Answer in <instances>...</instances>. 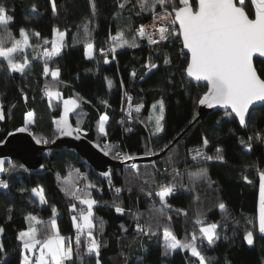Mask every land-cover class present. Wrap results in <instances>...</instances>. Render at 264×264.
<instances>
[{
    "label": "trees",
    "instance_id": "1",
    "mask_svg": "<svg viewBox=\"0 0 264 264\" xmlns=\"http://www.w3.org/2000/svg\"><path fill=\"white\" fill-rule=\"evenodd\" d=\"M122 2L124 0H95L96 15L93 17L90 0H56V12L52 11L51 0H4L15 9L12 13L15 20L7 28L12 37L22 40L19 35L22 27L30 31L32 47L25 49L24 55L32 63L24 74L11 73L6 67L7 61L0 58V104L4 113V119L0 121V143L10 133L26 127L38 140L50 141L43 143L49 147L58 137L55 121L60 119L61 103L66 99H76L80 109L73 115L72 123L85 129L87 135L83 136L90 141L101 146L106 143L112 145L108 154L112 159L116 152L144 157L150 151L159 152L160 158L155 160V166L138 163V169L128 164H116L111 168L109 179L101 178L78 154L63 149L46 151L41 172L25 170L19 161H13L11 165L16 168L6 172L1 179L7 180L9 187L0 188V225L5 228L0 237L5 245L0 261L22 264L23 250L17 237L20 231L29 227L30 222L25 215L31 212L45 222L43 225L32 222L38 230L37 238L43 239L51 227L47 222L53 218V207L57 210L55 219L61 235L72 237L75 248L76 230L71 220L75 213L70 212V205L76 203L78 210L86 207L66 195L63 188L84 190L91 183L97 186L90 189L92 196L99 201L94 207L93 233L106 245L100 250L101 264H198L197 258L184 249L169 251L166 255L163 229L171 228L177 238L183 240L193 232L199 235L200 227L209 223H216L220 234L215 246L208 247L205 243L202 248L210 264H264V234L258 232L257 172V168L264 170V140L256 139L258 132L264 137V106L255 108L253 121L247 128L241 127L235 117L222 112L210 113L205 121L197 117L195 122L189 123L198 112L197 99L207 86L187 79L184 69L189 56L182 51L180 39L172 37L159 46H147L145 40L138 37L140 47L117 48L115 53L110 52L112 35L129 27L138 29L151 20L150 12L136 15L140 11L138 0H131L119 9ZM32 5L36 6L35 12L31 10ZM251 11L254 14L252 5ZM117 12L120 13L118 19L115 18ZM84 25H87L95 43L91 59L86 55V43L82 40ZM56 27L68 31L61 55L49 61L51 68L58 66L61 69L60 77L54 80L50 74L44 76L42 71L47 59L43 52L46 48L51 50ZM32 32H39L40 36L36 37ZM78 34L81 39L74 42ZM0 36L6 37L3 27H0ZM11 44L12 40H7L5 46ZM101 48L105 51L101 52ZM16 57L17 62H22L21 53L18 52ZM149 58L159 67L144 75L148 71L144 65ZM105 59L110 62L104 63ZM165 59L170 63L163 64ZM133 71L135 77L131 75ZM142 75L144 79H141ZM109 80L113 82L111 88ZM46 85L53 91H59L61 99H50L43 94ZM123 92L144 106L131 123H121ZM161 98L166 108L165 130L154 135V121L149 117L153 113L152 105ZM102 100H106L107 105L101 104ZM29 111L34 113L31 124L28 123ZM105 112L110 117L106 125L107 137L97 130L99 118ZM205 136L209 141L206 147L203 145ZM249 136L253 137L249 142L251 151L246 144L240 143L241 139L247 141ZM161 148L164 151H160ZM217 148L223 150L226 162L215 159L194 162L191 158L197 151L214 157ZM169 156L180 170L178 180L187 187L168 198L172 207H165L161 214L159 198H148L140 189H154L155 185H146L143 181L153 174L159 180L164 167L171 172ZM253 165L255 167H251ZM201 169H207L208 179H190L191 173ZM242 176H248L253 183L248 184ZM39 186L45 190L47 202L43 204L31 192ZM117 187L123 189L119 194L115 192ZM21 188L26 191L21 192ZM128 188L133 190L131 194ZM196 196H199L198 201ZM114 202L126 209L124 214L115 211ZM220 202L226 205L223 211L217 206ZM198 212L206 214L199 217L203 225L197 223ZM137 223L146 230L150 226L157 234L146 236L138 232ZM121 225L127 229L126 232ZM248 230L254 231L253 245H248L245 239ZM80 253L82 260L73 255L74 264H96L95 255L86 253L83 240Z\"/></svg>",
    "mask_w": 264,
    "mask_h": 264
},
{
    "label": "snow or ice",
    "instance_id": "2",
    "mask_svg": "<svg viewBox=\"0 0 264 264\" xmlns=\"http://www.w3.org/2000/svg\"><path fill=\"white\" fill-rule=\"evenodd\" d=\"M127 3H131V0H124V2L119 3V9H123ZM90 4L92 16L94 17L96 15L95 0H90ZM138 4L140 11L136 15L139 16L145 11L150 12L152 14L150 23L147 25L141 24L135 30L130 27L126 30H119L116 36L112 37L113 42L109 49L110 52L115 53L117 48L140 47V44L137 43L138 37L141 39L146 38L150 44L157 46L161 45L162 42L169 41L172 37L180 39L182 51L186 49L187 54H190L186 60V68L184 69L186 75L194 78L196 81H205L207 83V90L202 96L198 97L197 104L208 108L219 105L225 109H230L231 111L227 112L226 115L232 116L234 114L241 127L247 128L250 126L257 102H259L260 106H264V0H250V3H246V0H198V2L196 0H138ZM251 5L255 6L254 14L251 11ZM51 7L53 12L57 11L56 0H51ZM31 10L35 12L36 6L32 5ZM14 11V7L4 3V0H0V27H3L6 33V37L0 36V58L7 61L6 67L11 73L24 74L26 68H29L32 63L29 57L24 55L25 49L32 47L29 43L30 31L28 28L22 27L19 29V35L23 39L16 40L12 37L11 32L7 28L15 20L12 14ZM119 15L120 13L117 12L115 18L118 19ZM148 29L152 30L149 31ZM54 31L57 33V36L52 42L51 50L46 48L43 52L44 57L47 59L43 64L42 74L44 76L50 74L55 80L60 77L61 69L58 66L51 68L49 61L61 55L63 48L66 46L65 40L68 30L61 31L59 27H56ZM83 31L82 40L86 43L88 57L91 59L95 43L91 38V32L87 25H84ZM31 34L36 37L40 36L39 32H32ZM80 39L78 34L77 37H74V42H78ZM7 40H12L11 46H5ZM45 43H48V41L45 40ZM100 51L104 52L105 50L101 48ZM18 52L21 53L20 59L22 62H17L16 54ZM257 60L259 62H256ZM109 62L107 59L104 60V63ZM169 63L170 60H163V64L167 65ZM144 67L148 70L144 75H147L148 72L157 69L159 65L149 58ZM131 75L135 77L136 73L133 71ZM144 75L141 76V79H144ZM112 83L111 80L108 81L110 88ZM121 84H123L122 80ZM45 91L50 99L53 97L58 100L61 99L62 94L59 91L51 90L47 85ZM24 98L27 100V96ZM128 100L130 102L131 97H128ZM100 103L107 105L108 102L102 100ZM157 104L152 105L153 113L149 117L150 121H154L152 125L154 135L164 132L166 124L165 102L161 98ZM79 107L80 104L76 99L63 100L64 115L61 119L55 121L56 130L60 136H75L79 139L81 135H87L85 129L79 126L73 127L69 122L70 112L75 111ZM142 107V104L137 105V111ZM128 115L131 118L132 113L129 112ZM27 116L28 123H33L34 113L29 111ZM198 116L199 113H195L189 123L195 122ZM3 119V105L0 104V120ZM109 120L110 117L107 112L103 113L99 118L97 130L103 137L108 136L106 125ZM121 123H124V121H121ZM26 130L25 127L18 129L20 132ZM252 139L253 137L249 136L247 141L241 139L240 143L246 144L248 150L251 151V143L249 142ZM256 139L264 140V137L258 132ZM36 142L49 143L50 141L37 140ZM208 143L209 141L205 136L203 138V145L206 147ZM97 147L101 148L105 155H108L112 145L106 143L101 146L98 144ZM164 148H167V145ZM164 148H161L160 151H164ZM216 152L217 154L213 157L197 151L191 158L194 162L198 159L204 161L215 159L220 162H226L223 150L217 148ZM147 154L158 156L159 152L150 151ZM113 159L135 161L137 157L127 153L116 152ZM168 163L172 165L171 172L166 168L163 172H160L159 180L153 174L150 179L143 181L146 185H155L154 189L150 188L147 191L143 187L140 189L148 198H152L153 196L159 198L162 205L159 209L161 214H163L165 207H172L168 202V198L173 197L179 189L187 187V185L178 180L181 177V173L175 167L171 156L168 157ZM131 167L138 169L139 165L132 163ZM15 168V165H11L10 169H6L5 161L0 160V173L9 172ZM21 168H23V165H21ZM257 172L259 175L258 232L264 234V170L257 168ZM103 175L111 177L110 172H105ZM192 178L208 179L207 169L191 173L190 179ZM242 179L248 184L253 183L248 176H242ZM109 186H112L111 180ZM8 187L9 183L7 180H0V188L7 189ZM96 187L95 184L89 183L85 186L84 190L63 188L66 195L79 201L80 205L86 206V209L78 210L76 203L70 205V212L75 213L71 216L76 230L75 248L73 247L72 237H65L60 233L57 220L55 219V215L57 214L55 207H53V218L47 222L51 226L50 230H47L43 239L37 238L38 230L32 222L41 225L45 224V222L41 221L38 216L33 215L31 212L25 215V219L30 222L29 227L26 231H20L17 237L21 242V248L24 252L22 264H74V254L82 260L80 253L82 240L86 242V253L88 255L94 254L96 264H101L99 259L100 250L106 245L93 233V229L95 228L94 207L99 201L92 196V192L90 191V189H96ZM20 191L23 192L26 189L21 188ZM122 191V188H115V192L118 194ZM127 191L131 194L133 190L128 188ZM31 192L39 198L41 204L47 202L43 186L33 188ZM195 199L198 201L199 196H196ZM217 206L222 211L226 208L223 202L218 203ZM114 207L117 213L124 214L126 211L120 204L115 202ZM8 211L10 213L11 208ZM184 214L187 215L186 212ZM204 215L206 214L197 213L198 224L203 225V220L199 219V217ZM139 218L138 214L137 220ZM9 219H11L10 215ZM168 219L170 220L171 217L169 216ZM218 227L216 223L206 224L200 227L199 235L193 232L190 236L186 235L183 240L178 239L171 228L164 227L165 254L167 255L169 251H175L176 249H184L189 251L192 257L197 258L198 264H210V259L205 257L202 248L205 243L208 247L216 245L220 239V234L217 231ZM121 228L125 232L127 231L123 225H121ZM136 230L146 236L157 234L150 226L146 230L140 223L136 224ZM4 232L5 228L3 225H0V237L3 236ZM245 239L248 245H253L255 240L254 231H246ZM38 245L40 246L39 249H37ZM4 248L3 240L0 239V254L4 253ZM0 264H4V261H0Z\"/></svg>",
    "mask_w": 264,
    "mask_h": 264
},
{
    "label": "water",
    "instance_id": "3",
    "mask_svg": "<svg viewBox=\"0 0 264 264\" xmlns=\"http://www.w3.org/2000/svg\"><path fill=\"white\" fill-rule=\"evenodd\" d=\"M247 1L250 0H246V2ZM196 2H198V0H196ZM252 6L255 10V6ZM184 52L187 54L186 49H184ZM187 55L190 56V54ZM186 77L190 82L196 84H205L207 86V83L205 81H196L194 80V78H190L187 75ZM258 106H260L259 102H257V106H255V108ZM79 109L80 107L75 109V111L70 112L69 114V122L72 124L73 127L75 126L72 123V117ZM230 111V109H225L219 105L214 106L212 108L198 105V118L205 121L210 113H227ZM63 115L64 112L62 102L60 119L63 117ZM232 116L234 117V114ZM10 134L11 135H8L6 139L2 143H0V160L5 161L6 169L7 166L13 163V161H19L26 170L32 172H41L44 170L43 160L45 153L48 149H63L78 154L85 161H87L89 165L93 168V170L103 179H109V177L103 175V173L110 172L111 168L116 164H122L112 159L109 155H105L104 151H102L101 148L97 147L98 144L90 141L83 135H81V137L77 139L75 136H60L58 134L56 141L48 147L43 143H37L36 141L38 139L33 136L29 129L24 132L16 130ZM158 158H160V156H156L153 158L150 156H144L137 158L134 162L137 164L150 163L152 160H156ZM41 165H43V167H41ZM5 174L6 172L0 173V180L4 178Z\"/></svg>",
    "mask_w": 264,
    "mask_h": 264
},
{
    "label": "built area",
    "instance_id": "4",
    "mask_svg": "<svg viewBox=\"0 0 264 264\" xmlns=\"http://www.w3.org/2000/svg\"><path fill=\"white\" fill-rule=\"evenodd\" d=\"M150 23V21H148L147 23H145L146 25L147 24H149ZM159 26V25H158ZM149 31H151L152 29H148ZM114 36H116V34L115 35H113L112 37H114ZM112 37L110 38V47H111V44H112ZM174 38H176V37H174ZM144 40H145V42H146V45L147 46H153L152 44H150L148 41H147V39L146 38H144ZM163 43V42H162ZM124 94H123V105H122V107H121V110H120V113H121V121H124V123H131L133 120H134V117H135V115H137V114H139V113H141L142 112V110H143V108H144V106L142 107V108H140L138 111H137V105H141V104H139V103H136L135 102V100H134V97L133 96H131V95H129V94H126L125 92H123ZM43 94H46V91H45V88H44V90H43ZM128 97H131V101L129 102V100H128ZM129 112H131L132 113V115H131V118H129ZM137 158H139V157H137ZM115 161H118V162H120V163H122V164H128V165H131L132 163H134V161H121V160H117V159H114ZM152 163H153V166H155V161H152ZM164 169H166V167H164L162 170H164ZM80 190H82L81 188H80ZM178 192V191H177ZM176 192V193H177ZM175 193V194H176ZM74 199V198H73ZM75 200V199H74ZM67 242V241H66ZM38 255V254H37Z\"/></svg>",
    "mask_w": 264,
    "mask_h": 264
},
{
    "label": "rangeland",
    "instance_id": "5",
    "mask_svg": "<svg viewBox=\"0 0 264 264\" xmlns=\"http://www.w3.org/2000/svg\"><path fill=\"white\" fill-rule=\"evenodd\" d=\"M56 36H57V33L55 32V34H54V38H53V40H52V42L56 39ZM29 43H30V38H29ZM47 49H49V48H47ZM53 98H55V97H53ZM56 99V98H55ZM1 121V120H0ZM146 156H150V157H152L153 158V156L152 155H146ZM152 161H155V160H152ZM152 161L150 162L152 165H153V163H152ZM135 163V162H134ZM38 198V197H37ZM66 244H67V242H66ZM39 245L37 246V249H39ZM176 250H178V249H176ZM175 250V251H176ZM37 254H38V251H37ZM23 258H24V252H23Z\"/></svg>",
    "mask_w": 264,
    "mask_h": 264
},
{
    "label": "crops",
    "instance_id": "6",
    "mask_svg": "<svg viewBox=\"0 0 264 264\" xmlns=\"http://www.w3.org/2000/svg\"><path fill=\"white\" fill-rule=\"evenodd\" d=\"M86 55H87V57H88V53H87V51H86ZM89 58V57H88ZM86 207V206H85Z\"/></svg>",
    "mask_w": 264,
    "mask_h": 264
},
{
    "label": "bare ground",
    "instance_id": "7",
    "mask_svg": "<svg viewBox=\"0 0 264 264\" xmlns=\"http://www.w3.org/2000/svg\"><path fill=\"white\" fill-rule=\"evenodd\" d=\"M112 36H113V35H112ZM112 36H111V37H112ZM111 37H110V38H111ZM123 104H124V103H123Z\"/></svg>",
    "mask_w": 264,
    "mask_h": 264
}]
</instances>
